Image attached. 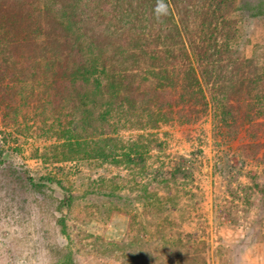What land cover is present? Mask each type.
I'll return each mask as SVG.
<instances>
[{"label": "rangeland", "instance_id": "rangeland-1", "mask_svg": "<svg viewBox=\"0 0 264 264\" xmlns=\"http://www.w3.org/2000/svg\"><path fill=\"white\" fill-rule=\"evenodd\" d=\"M210 1L215 7L219 4V12L229 5L224 16L235 32L230 48L241 59L252 58L263 67L264 0H192L197 6ZM146 77L154 82L149 96L163 103L164 119L155 128L126 120V127L130 126L117 134L124 141L150 134L140 166L112 158L43 163L34 153L55 141L50 123L43 125L42 118L28 110L18 115V125L26 123L29 132L9 143L20 148V153H13L14 167L36 178L49 173L74 194L86 193V203L74 204L69 213L66 208L60 212L39 194L37 201L48 204L32 205L31 197L24 203L26 210L18 206L26 194L11 200L7 180L0 175V208H5L0 210V264H53L58 256L56 248H50L56 242L70 245L75 252L73 264H135L145 253L155 257V264H264V200L255 185L264 184V126L255 125L264 122L258 114L261 109H251L258 115L244 120L249 99H241L233 130L214 114L212 101H207L206 112L201 102L194 106L197 115L182 119L181 105L175 103L179 87L170 86L177 78L171 81L169 72L157 81L150 74ZM202 87L206 94L210 92L209 85L202 83ZM143 92L132 90L136 110L142 106ZM229 104L234 106L236 101L231 99ZM151 106L156 109L155 103ZM69 117L64 110L61 123L68 124ZM141 121L146 123V115ZM21 172L20 177L26 176ZM49 187L48 193L62 198L55 182ZM229 188L235 191L234 198ZM65 214L69 239L55 223Z\"/></svg>", "mask_w": 264, "mask_h": 264}, {"label": "trees", "instance_id": "trees-1", "mask_svg": "<svg viewBox=\"0 0 264 264\" xmlns=\"http://www.w3.org/2000/svg\"><path fill=\"white\" fill-rule=\"evenodd\" d=\"M223 7L219 12V4L197 6L192 0H0V175L7 180L10 199L26 194L18 206L27 210L24 203L31 197L32 205L48 204L35 198L42 194L67 213L74 204L86 203V193L74 194L49 173L36 178L14 167L13 153H20V148L9 143L29 132L26 123L18 125L22 110L40 116L43 125L48 121L56 137L41 153H34L43 163L112 158L134 166H140L150 134L124 141L118 132L130 126L126 120L155 128L164 119L163 103L149 96L155 90L154 82L147 81L149 74L156 81L168 72L171 81L177 78L170 86L179 87L175 103L181 105L182 119L197 115L194 106L201 102L206 112L207 101H212L214 114L233 130L243 98L249 99L244 120L264 116V66L252 58L241 59L230 48L235 32L224 16L229 5ZM137 68L140 74L134 72ZM202 83L210 86L209 93ZM132 90L144 91L138 94L140 109L131 99ZM231 99L236 105L229 104ZM187 105L192 106L183 110ZM255 107L261 109L257 115L251 113ZM64 110L70 114L68 124L61 123ZM20 171L26 176L20 177ZM53 182L63 191L60 199L47 191L52 192ZM255 185L264 200V184ZM229 193L235 197L230 188ZM66 219L67 214L61 215L55 223L69 239ZM54 245L50 249L56 248L58 260L53 264H73L70 245ZM135 264H155V257L145 253Z\"/></svg>", "mask_w": 264, "mask_h": 264}, {"label": "crops", "instance_id": "crops-1", "mask_svg": "<svg viewBox=\"0 0 264 264\" xmlns=\"http://www.w3.org/2000/svg\"><path fill=\"white\" fill-rule=\"evenodd\" d=\"M263 244V243H262Z\"/></svg>", "mask_w": 264, "mask_h": 264}]
</instances>
